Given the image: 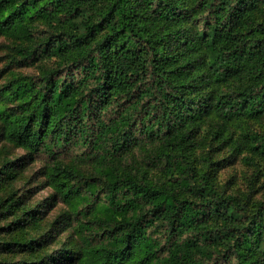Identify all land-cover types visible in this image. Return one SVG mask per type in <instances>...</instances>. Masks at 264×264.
Listing matches in <instances>:
<instances>
[{
	"label": "trees",
	"instance_id": "trees-1",
	"mask_svg": "<svg viewBox=\"0 0 264 264\" xmlns=\"http://www.w3.org/2000/svg\"><path fill=\"white\" fill-rule=\"evenodd\" d=\"M37 18L55 23L47 42L35 40ZM0 33L28 41L24 60L67 68L19 85L24 111L0 107V122L9 143L48 155V184L68 207L61 224L97 238L68 259L152 264L167 252L156 264H264V202L250 211L221 192L187 150L211 120L214 140L237 125L239 151L264 160V133L245 127L264 118V0H0ZM136 148L151 169L166 165L163 177ZM3 163L0 192L23 165ZM24 216L21 229L39 222ZM180 239L205 247L198 255ZM13 246L35 255L43 242Z\"/></svg>",
	"mask_w": 264,
	"mask_h": 264
},
{
	"label": "rangeland",
	"instance_id": "rangeland-1",
	"mask_svg": "<svg viewBox=\"0 0 264 264\" xmlns=\"http://www.w3.org/2000/svg\"><path fill=\"white\" fill-rule=\"evenodd\" d=\"M54 25L55 23L50 24L44 19L32 20L30 28L35 40L39 43L47 42L55 33ZM22 45H28V41L11 33H0V107L12 114H21L24 111L21 104L23 100L15 95L19 85L37 83L43 80L47 72L67 69L56 57L24 60L20 53ZM210 122L211 120L203 125L191 148L187 149L190 157L204 170H208L221 192L238 195L248 210L254 211L258 204L264 202V160L251 154L255 162L250 163L246 160L249 156L247 148L239 151L244 135L237 125L227 133L225 141H216L210 130ZM245 127L264 133V118L260 121L249 120ZM131 155L137 158L142 166L151 169L152 163H148L146 158L148 153L136 148L131 151ZM5 159H9L13 165H23L17 169L18 173L12 183L0 192V262L78 264L77 260L68 259L63 253L73 252L74 257H78L81 247L96 245L97 238L92 234H78L73 221L61 224L67 215L68 207L48 184L45 175L50 163L48 155L31 154L9 143L2 135L0 122V168ZM71 159V156L65 158L64 162L70 164ZM77 164L79 170L87 176L94 175L90 165ZM157 166L150 172L161 178L164 176L166 165ZM12 201L14 203L10 206ZM26 210L37 214L39 222L30 221L21 229V224L25 222ZM21 217L24 221L19 223L18 218ZM31 238L43 242V247L37 248L35 255L25 249H11L14 248L15 241ZM180 244L198 255L205 247L201 242L183 244V239H180ZM166 256L167 252L160 254L152 264L160 263ZM52 259H55V263L49 262Z\"/></svg>",
	"mask_w": 264,
	"mask_h": 264
}]
</instances>
